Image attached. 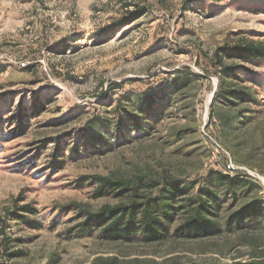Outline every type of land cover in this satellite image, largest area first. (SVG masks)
Here are the masks:
<instances>
[{
	"label": "rangeland",
	"instance_id": "obj_1",
	"mask_svg": "<svg viewBox=\"0 0 264 264\" xmlns=\"http://www.w3.org/2000/svg\"><path fill=\"white\" fill-rule=\"evenodd\" d=\"M245 43L264 47V0H0V264H264V221L155 244L68 233L80 220L70 204L116 202L80 177H169L195 192L221 172L247 193L224 202L221 224L264 201V58L234 60L240 77L226 81L251 97L215 96V52ZM147 95L160 111L138 131ZM92 132L104 143L85 149ZM56 146L64 164L52 169ZM22 206L29 223L13 215Z\"/></svg>",
	"mask_w": 264,
	"mask_h": 264
},
{
	"label": "trees",
	"instance_id": "obj_2",
	"mask_svg": "<svg viewBox=\"0 0 264 264\" xmlns=\"http://www.w3.org/2000/svg\"><path fill=\"white\" fill-rule=\"evenodd\" d=\"M215 58L218 63L216 73L218 86L215 96H222L226 104L233 107L243 98L251 97L247 86L234 88L226 81L237 80L240 77L237 74L239 67L234 64V60L247 62L263 59L264 47L253 43L236 44L218 49ZM225 59L229 61L226 64L223 62ZM166 97L168 94L163 98ZM154 104V96L147 95L140 113L131 115L132 128L141 131L143 129L141 119H150L159 115L160 109L155 108ZM41 107L43 108L42 105L34 102L32 115L35 116ZM26 116L24 111L18 109L10 118L20 129ZM103 143L102 136L92 132L87 134L84 147L96 148ZM52 159L54 162L50 164L52 169L60 168L64 164L57 146L52 152ZM75 183L76 187H83L86 183L94 185V199L110 196L116 201L115 204L103 205L97 211H92L78 203L70 204L69 211H76L80 219L68 232L74 233L76 237H90L98 232L103 240L110 243L139 241L155 244L170 236L187 240L207 239L219 235L223 229L229 231L233 227L240 228L246 222L260 224L264 221V201L256 199L240 210L224 215V221L220 223L219 214L223 210L224 202L228 199L231 202L236 201L239 194L237 191H244V182L230 180L217 171L207 174L202 186L195 192L191 185L179 180L169 177L150 179L147 175H138L134 179L96 175L80 177ZM34 212L29 206H22L13 215L16 220L29 223L26 214H34ZM91 264H122V262L115 256H99Z\"/></svg>",
	"mask_w": 264,
	"mask_h": 264
},
{
	"label": "built area",
	"instance_id": "obj_3",
	"mask_svg": "<svg viewBox=\"0 0 264 264\" xmlns=\"http://www.w3.org/2000/svg\"><path fill=\"white\" fill-rule=\"evenodd\" d=\"M215 147H216V150L217 151H220V152H222V153H226L222 148H221V146L220 145H218V144H215ZM227 154V153H226ZM228 155V154H227ZM230 167L231 168H233V166L232 165H230Z\"/></svg>",
	"mask_w": 264,
	"mask_h": 264
}]
</instances>
